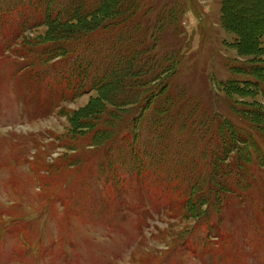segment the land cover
I'll list each match as a JSON object with an SVG mask.
<instances>
[{"label": "trees", "instance_id": "16d2710c", "mask_svg": "<svg viewBox=\"0 0 264 264\" xmlns=\"http://www.w3.org/2000/svg\"><path fill=\"white\" fill-rule=\"evenodd\" d=\"M220 1L228 46L245 59L201 96L176 80L183 54L162 47L140 0H0V57L14 56L21 90L36 93L31 119L66 117L71 148L100 155L107 182H137L156 215L194 221L216 242L228 212L264 230V21L248 41L231 18L234 0Z\"/></svg>", "mask_w": 264, "mask_h": 264}, {"label": "rangeland", "instance_id": "374dc122", "mask_svg": "<svg viewBox=\"0 0 264 264\" xmlns=\"http://www.w3.org/2000/svg\"><path fill=\"white\" fill-rule=\"evenodd\" d=\"M140 1L144 15L160 27L162 47L182 52L176 80L192 94L205 95L212 79L230 78L227 63L245 59L228 46L234 36L222 27L220 0ZM261 4H231L233 23L248 41L264 21ZM13 61L7 53L0 57V264H264V230L248 225L247 214L231 220L228 212L227 231L216 242L194 221L156 215L137 182L125 189L113 177L107 182L98 171L100 155L92 159L82 142L71 148L66 117L54 112L31 119L28 111L35 114L40 107L29 99L37 96L21 90ZM89 99L66 107L79 109ZM71 158L81 166L71 167Z\"/></svg>", "mask_w": 264, "mask_h": 264}]
</instances>
